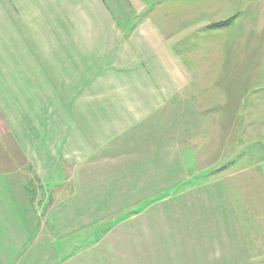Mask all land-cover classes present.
Segmentation results:
<instances>
[{
	"label": "rangeland",
	"instance_id": "rangeland-1",
	"mask_svg": "<svg viewBox=\"0 0 264 264\" xmlns=\"http://www.w3.org/2000/svg\"><path fill=\"white\" fill-rule=\"evenodd\" d=\"M118 1L59 0L58 39L42 36L32 5L18 6L21 19L13 11L14 27L1 10L0 171L15 162L24 172L19 157H59L67 125L73 138L87 127L94 145L106 125L124 131L95 158L115 154L119 141L127 155H147L129 125L145 117L130 114L159 103L157 156L123 164L127 179L95 195L96 209L113 208L76 230L70 264H264V0H127V18L141 16L131 37L122 35L128 21L116 17ZM72 39L89 50L63 69L71 57L59 46ZM10 40L23 52L9 54ZM35 236L29 260L59 258L56 224H38Z\"/></svg>",
	"mask_w": 264,
	"mask_h": 264
},
{
	"label": "crops",
	"instance_id": "crops-1",
	"mask_svg": "<svg viewBox=\"0 0 264 264\" xmlns=\"http://www.w3.org/2000/svg\"><path fill=\"white\" fill-rule=\"evenodd\" d=\"M120 1L121 0L118 1L117 9H115L116 17L120 20L122 19L124 21H128V27L125 28L126 30L122 33V35L131 37L134 34L140 33V30H142L140 26L139 28L138 26L135 27V29H133V27L136 25L137 20L140 19L141 16H137L138 14H135L132 18L128 19L126 6L122 5H124L123 2H125V4H129V2L127 0L122 2ZM0 4L4 5L5 8L0 7V12L3 10V12L8 15L5 19L3 18V20H1L4 23L11 21L10 25L14 27L12 20L14 19V21H16V18L12 15L13 11L15 12L14 15L21 19L22 17L19 16L20 12L18 10V6L22 8L23 6L28 5L30 8V5H32L34 13L40 17L38 22L40 26L39 30L42 36L52 37L53 31L55 32V37H57V39L59 38V34L60 36L62 35V33L59 32V0H0ZM9 16H11V19ZM2 17L0 15V18ZM5 25L8 27L6 23ZM49 25L55 26V29ZM1 29L3 30V25L0 23V30ZM71 29L72 35L79 34L78 32H73L77 30L73 28L72 23ZM20 30H22V28H20ZM116 32L117 31L115 29L111 31L112 35ZM60 38H65V35ZM71 41L69 40L65 46H59L63 52L65 51L64 57H71L70 59L72 64L68 61L65 62L64 67H62L63 69L77 68L75 64H73V61L79 60L78 54H84L87 51V48L89 50L87 44L86 46L79 45V39H72ZM19 43L17 45L15 42L10 40V42L6 45L8 53L23 52L19 47ZM17 46L18 48H16ZM3 51L4 48H0V52ZM25 51L26 50L24 49V52ZM120 70L121 68L119 69V72L121 73ZM104 97L105 96L102 98ZM158 107L159 103H157L154 109L146 111V113H139L137 110H131L132 112L130 114L133 117H145L144 119L141 118L138 122L135 121L133 123L132 121L129 125L131 127V131H135L137 133L134 147L136 150L147 149L149 151L147 155L142 151L136 154L130 153L127 155L125 150L127 149L126 145L119 141L118 146H114L113 149L115 150V154L109 153L110 155L95 158L93 152L98 145L103 144L106 148L109 145L112 147V142H106L105 140L113 137L112 135H117V133L120 137H122L121 133L124 131L117 130L112 133V127L106 125L105 127L107 129L104 131L102 136V142L100 141L98 145H94L93 138L95 135L91 137V134L89 133L90 131L87 127H84V129H87L86 133L81 130L80 133L82 134L77 138H73L71 135L68 136V133L75 132V127L67 125L65 129L61 130L62 135H59L61 138L59 148L57 147V149H59V157H46V154H44V157L36 158L19 157L18 163L22 167L24 166V172H21L20 169L14 167L16 165L15 162L11 167L1 170L0 264H35L38 262L31 257L29 260V257L26 256L27 253L34 249L31 248L34 239L35 243L33 245H37L38 240L36 239L35 233L37 231L38 224H56L57 231L63 235L59 237V240L62 241L59 258H57L55 253H46L42 256L40 255V260L43 264H62L61 261L63 264H70L73 259L68 260L71 253L69 251L76 249L75 246L79 244V239L77 237L78 231L76 230H79L81 224H83V226H86L87 224H95L96 213H105L113 208L112 206L110 208H106V206H104L96 209L94 199L95 195L97 193H110L112 189L116 187V184H114V187L112 186L113 182H116V180L119 179H127V169L123 167V164H127V162L132 164V161L135 159L139 161L143 160L144 155L145 159H151L153 156H157V154H152V149L154 147L155 150L158 148V144L154 146V142L158 141L159 137L154 136L156 131L154 130L155 128L154 125H152V122L159 114L160 110ZM97 111L98 110L96 109L94 110V112ZM134 113L139 114V116L134 115ZM107 115L109 114H105V117H107ZM145 119L146 121H143ZM107 121L109 122V120ZM80 127L83 129L82 125ZM144 127L151 130L144 132ZM150 133L151 137H149ZM106 134H108V137H106ZM74 139L82 141L83 147L86 148L85 152L81 153L75 150L77 146L74 144ZM148 143H151V145L148 146ZM68 146V149L72 148L73 151L69 153L68 156H65V149ZM27 148L28 147L25 146V149ZM130 148L132 149V147ZM44 149L47 148L45 147ZM63 164L85 166L81 169V172H78L76 171V168L72 171L70 169L67 170ZM93 165L104 166V168L98 173L95 171H88L91 169L89 166ZM92 168L94 170V167ZM3 193H5L6 196H9H1ZM4 199L5 201H3ZM43 209H45L43 216H47V218L41 222L40 215L38 214H41L42 216ZM75 237L77 238L75 239ZM64 251H66L67 254L63 255Z\"/></svg>",
	"mask_w": 264,
	"mask_h": 264
},
{
	"label": "trees",
	"instance_id": "trees-1",
	"mask_svg": "<svg viewBox=\"0 0 264 264\" xmlns=\"http://www.w3.org/2000/svg\"><path fill=\"white\" fill-rule=\"evenodd\" d=\"M232 21H228V22H225V23H220V24H216L214 25L215 28H221V27H226L228 26Z\"/></svg>",
	"mask_w": 264,
	"mask_h": 264
}]
</instances>
